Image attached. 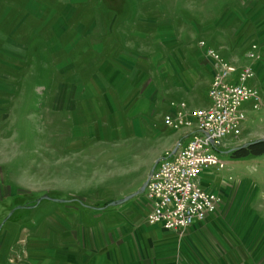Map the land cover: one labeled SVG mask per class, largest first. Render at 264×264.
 <instances>
[{
    "label": "crops",
    "instance_id": "crops-1",
    "mask_svg": "<svg viewBox=\"0 0 264 264\" xmlns=\"http://www.w3.org/2000/svg\"><path fill=\"white\" fill-rule=\"evenodd\" d=\"M98 2V13L84 11ZM104 2L109 10L103 8ZM60 5L65 14L53 25L51 15L36 33L23 27L41 22V6L54 10ZM133 5L142 9L135 11ZM180 5L179 0H0V51L17 57L3 62L22 68L14 63L25 62L21 55L28 45L22 39L37 35L44 29L43 23L50 25L51 29H44L41 35L46 39L36 42L39 57L34 63H45L46 58L62 73L48 97L71 119V149L83 144L82 138L113 141L141 134L156 136L164 130L145 120V115L153 117L160 105L168 108L170 100H184L190 108L206 104L207 98L204 101L196 91L208 88L211 81V66L198 47H189L181 39L184 33L186 37L192 34L189 25L170 16L169 10L173 13ZM74 25L81 34L73 35ZM220 36L215 37L213 47L229 61L237 60L232 53L234 46H228ZM260 36L259 57L264 56V30ZM259 118L261 114L247 115L241 132L257 127L255 120ZM261 132L263 135L249 141L264 137V126ZM180 136L181 132L169 130L159 154L171 151ZM218 182L215 179L213 183L217 186ZM140 187L126 208L128 199L124 204L116 203L122 204L116 209H39L40 214L32 219L14 209L0 225V264H213L219 258L215 241L222 243L227 223L222 211L193 222L183 232L166 229L146 221L149 201ZM225 211L227 217L230 209ZM247 211V216L257 217L254 209ZM259 223H243L248 236Z\"/></svg>",
    "mask_w": 264,
    "mask_h": 264
},
{
    "label": "rangeland",
    "instance_id": "rangeland-1",
    "mask_svg": "<svg viewBox=\"0 0 264 264\" xmlns=\"http://www.w3.org/2000/svg\"><path fill=\"white\" fill-rule=\"evenodd\" d=\"M179 2L181 5L175 12L171 13V9L167 8L177 23L183 20L189 25L192 31L189 37L185 36L182 29L176 28L179 33L183 31L181 39L185 44L195 48L200 37L212 44L215 37L223 35L228 46H234L232 53L237 57V60L230 62L239 66L250 64L255 72L250 84L254 83L264 90V56L246 57L245 54L252 40L261 43L264 0ZM100 5L99 2L98 6L95 3L84 11L88 14L98 13L101 11ZM105 5L104 2L103 8L109 10ZM41 7L38 11L41 22L34 26L26 24L23 26L26 30L36 33L42 21L49 16L54 17L49 22L53 25L57 17L65 14V7L61 5L54 7V10H43ZM133 8L135 11L142 9L135 5ZM166 15H169L168 12ZM50 27L43 23L41 28L50 30ZM44 29L33 38L22 39L28 45L21 55L25 62H14L22 64V68L3 62H13L17 60L13 58L17 57H7L0 51V223L14 209L31 219L40 214L39 209L43 212L50 209H116L124 202L111 205L108 201L124 197L141 186L147 170L163 156L159 154L167 143L163 136L172 130L164 124L163 117L167 110V104H164L158 107L153 117L145 115L144 118L154 122L159 130H164L156 136L141 134L140 137L115 138L113 141L82 138L83 144L72 146L75 150L71 149L70 145L74 141L71 142L70 137L72 130L69 128L68 131L71 119L64 109L53 106L48 97L54 89L53 83L62 73L46 58L45 63H34L39 57L35 52L39 50L36 42L46 39L41 37ZM219 31H225V34ZM77 34H81V29H75L74 25L73 35ZM34 52V55L31 54ZM224 57L228 59L226 55ZM204 75L208 77L207 73ZM205 89L196 91L199 96L203 95L204 101L207 98ZM243 106L248 116L262 115L258 119L259 123L255 120L257 127L248 129L246 133L244 130L238 135L224 137L215 152L224 160L225 166H212L211 174L201 176L200 186L218 192L221 196L217 210L222 211V218L227 222L222 243L215 241L219 258L213 264H227V258H230L228 264H264V152L234 158L229 151L232 147L263 135L264 105L258 109L251 108L250 103ZM215 179L219 181L217 186L213 183ZM43 194L69 201L57 202L49 198L38 201ZM133 198L125 201L127 204L124 208ZM249 207L255 210L257 217L247 216ZM225 209H230L227 217ZM246 220L261 222L254 224L255 228L249 231V236L243 226ZM225 253L231 256L226 258Z\"/></svg>",
    "mask_w": 264,
    "mask_h": 264
},
{
    "label": "built area",
    "instance_id": "built-area-1",
    "mask_svg": "<svg viewBox=\"0 0 264 264\" xmlns=\"http://www.w3.org/2000/svg\"><path fill=\"white\" fill-rule=\"evenodd\" d=\"M197 47L211 66L207 102L190 108L184 100L168 101L164 124L181 136L176 149L166 151L152 167L144 188L146 221L179 232L217 210L221 196L200 186L201 174L225 166L215 149L224 137L240 134L247 118L243 104L253 109L264 105V90L250 84L255 74L250 64L231 63L204 38ZM256 48L253 41L247 56L258 57Z\"/></svg>",
    "mask_w": 264,
    "mask_h": 264
},
{
    "label": "trees",
    "instance_id": "trees-1",
    "mask_svg": "<svg viewBox=\"0 0 264 264\" xmlns=\"http://www.w3.org/2000/svg\"><path fill=\"white\" fill-rule=\"evenodd\" d=\"M230 152L233 157L261 154L264 152V140L250 142L244 146L239 145L238 147L233 148Z\"/></svg>",
    "mask_w": 264,
    "mask_h": 264
},
{
    "label": "water",
    "instance_id": "water-1",
    "mask_svg": "<svg viewBox=\"0 0 264 264\" xmlns=\"http://www.w3.org/2000/svg\"><path fill=\"white\" fill-rule=\"evenodd\" d=\"M259 140H264V137H261V138H257V139L251 140V141H249V142H247V143H250V142H256V141H259ZM247 143H244V144H242L241 146H244V145H246ZM176 146H177V145L174 146V148L171 150V152H173V151L176 149ZM235 147H238V146H235ZM235 147L230 148L229 151H231V150H232L233 148H235ZM149 173H150V172H149ZM149 173H148V175H149ZM148 175H147V177H148ZM146 181H147V178H146L145 181L142 183V185H141V187H140V190H144V188H145V184H146ZM138 192H139V190H136V191H134V192H132V193H130V194H128V195H125L124 197H121V198H118V199H114V200H112V201H109L108 204H116V203L123 202L124 200L129 199L130 197H132L133 195L137 194ZM42 198H49V199H51V200H55V201H64V200H66V199H63V198L51 197V196H49V195H47V194H43V195L40 196V198L37 199V200L40 201ZM12 211H13V210H11L10 213H12ZM10 213H9V214H10ZM0 225H1V223H0Z\"/></svg>",
    "mask_w": 264,
    "mask_h": 264
}]
</instances>
